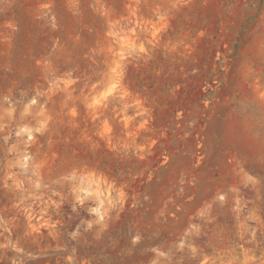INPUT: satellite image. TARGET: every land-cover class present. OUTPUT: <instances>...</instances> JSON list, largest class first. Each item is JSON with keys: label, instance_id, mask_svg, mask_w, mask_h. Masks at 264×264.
I'll return each mask as SVG.
<instances>
[{"label": "rangeland", "instance_id": "374dc122", "mask_svg": "<svg viewBox=\"0 0 264 264\" xmlns=\"http://www.w3.org/2000/svg\"><path fill=\"white\" fill-rule=\"evenodd\" d=\"M0 264H264V0H0Z\"/></svg>", "mask_w": 264, "mask_h": 264}]
</instances>
